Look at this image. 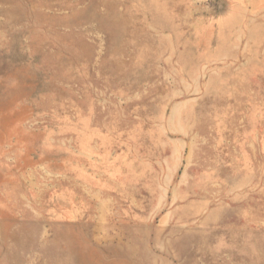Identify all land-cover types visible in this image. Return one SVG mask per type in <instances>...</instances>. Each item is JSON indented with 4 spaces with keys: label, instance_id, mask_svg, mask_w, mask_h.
<instances>
[{
    "label": "rangeland",
    "instance_id": "1",
    "mask_svg": "<svg viewBox=\"0 0 264 264\" xmlns=\"http://www.w3.org/2000/svg\"><path fill=\"white\" fill-rule=\"evenodd\" d=\"M0 264H264V0H0Z\"/></svg>",
    "mask_w": 264,
    "mask_h": 264
}]
</instances>
